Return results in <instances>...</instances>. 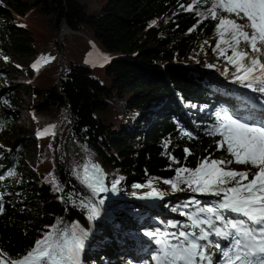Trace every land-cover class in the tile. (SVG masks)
Returning <instances> with one entry per match:
<instances>
[{"label": "trees", "instance_id": "16d2710c", "mask_svg": "<svg viewBox=\"0 0 264 264\" xmlns=\"http://www.w3.org/2000/svg\"><path fill=\"white\" fill-rule=\"evenodd\" d=\"M95 2L98 7L91 9L80 0H0V39L2 35L7 39L3 47L0 40L1 49L32 58L43 47L47 50L37 66V81L26 91L32 96V111H59L52 142L39 139L37 179L25 173L28 145L36 143L30 137L8 151L0 150V175H5L0 181V192L5 193L0 251L9 259L21 258L46 233L62 231L69 244L83 239V264H120L116 258L133 245V233L142 219L123 212L130 202L102 198L75 174V166L89 155L109 174L128 180L136 176L176 180L178 167L195 169L205 157H231L217 144L223 138L209 132L217 123V112L235 114L237 103L232 99L239 92L228 86L229 81L216 80L214 63L207 66V74L185 65L200 44L213 37L214 62L235 71L215 48L216 22L198 24L199 16L180 8L189 0ZM207 7L201 6L200 11ZM19 17L25 22H19ZM63 23L71 32L60 40L48 27L59 31ZM83 34L109 58L104 82L92 74L91 46ZM231 54L228 49L227 55ZM5 76L0 71V80ZM238 85L262 100L264 93ZM10 87L0 86V125L15 131L21 128L10 107H18L19 98ZM151 102H160L152 110L151 125L146 130L133 127ZM187 132L192 133L191 139ZM8 171L21 174V182L8 177ZM53 176L62 191L54 190ZM89 203L100 210L95 219L90 218Z\"/></svg>", "mask_w": 264, "mask_h": 264}, {"label": "snow or ice", "instance_id": "6c2138e0", "mask_svg": "<svg viewBox=\"0 0 264 264\" xmlns=\"http://www.w3.org/2000/svg\"><path fill=\"white\" fill-rule=\"evenodd\" d=\"M203 5L208 7L200 11ZM180 8L199 16L198 24L205 20L216 22L214 28L219 42L215 48L235 67L236 82L264 93V0H189L187 6L181 4ZM152 23L155 24V21ZM242 43L246 46L244 49L240 48ZM221 44L225 47L222 48ZM228 49L232 50L231 55H227ZM4 59L7 60V57ZM216 117L217 123L209 134H219L223 138L217 144L231 154V158L205 157L195 169L178 167L175 169L176 180H164V183L170 184L173 192L184 191L180 184H186L193 193L210 194L219 199L198 207L195 213H182L189 216L190 225H182L180 221L170 222L171 227L178 230L165 233L163 239L155 241L159 247L151 256L154 264H264V121L245 122L230 115L227 110L217 112ZM0 130H3V125H0ZM184 134L192 138L191 132ZM185 152L191 155L187 148ZM171 159L176 164L181 163L175 157ZM232 164L245 168H229L228 165ZM92 167L100 171L96 165ZM87 170L86 166L85 172ZM15 175L14 171L7 172L8 177ZM4 180L5 175H0V181ZM50 182L55 191H62L54 176ZM118 183L113 182V191ZM89 187L93 192L107 191L102 178L90 183ZM134 187L141 188L143 185ZM166 194L153 188L151 193L145 195L163 197ZM4 196L5 193L0 192V214L4 213ZM191 203L201 204L195 197ZM100 204H103V200ZM87 207L90 218L95 219L100 215L95 204L89 203ZM230 214H236L238 218H232ZM218 222L222 226H218ZM189 227L193 230H186ZM86 235L83 233V236ZM146 235L151 238L157 233L148 231ZM213 237L227 240V246ZM82 248V238L69 244L54 240L53 233L49 232L35 241L19 259H9L7 253L0 251V264H79ZM217 253L220 259L214 261Z\"/></svg>", "mask_w": 264, "mask_h": 264}, {"label": "rangeland", "instance_id": "374dc122", "mask_svg": "<svg viewBox=\"0 0 264 264\" xmlns=\"http://www.w3.org/2000/svg\"><path fill=\"white\" fill-rule=\"evenodd\" d=\"M80 1L83 4H88L89 8H91V9L98 7L95 0H80ZM225 15H227V13H225ZM18 21L21 23L25 22L24 19H22L21 17H19ZM12 22L14 23L13 19L10 20L11 24H12ZM63 26H67L66 23H63L60 26L59 31L54 30L51 26L48 27V30L50 33L53 34V36H58L60 38V40H62L65 33L71 32L68 28L64 29ZM83 36H85V39L87 40V42L91 46V49L89 51V57H90L91 65L93 68L92 74L104 82L105 66L108 63L109 58L106 57V55H104L99 49H97V47L95 46L93 41L91 39H89L88 36H86L84 34H83ZM92 36H93V34H92ZM0 40L2 43V47L6 46L7 39L4 35H2ZM212 41H213V37H209L206 40H204L200 44L198 49L196 50L192 59L187 62V65L195 67L200 72L207 74L208 73L207 66H209V64H211V63H214L215 64V65H213V68H215L214 73H216L218 75L217 76L218 79H216L218 82L221 83L223 80H226V81H229L228 86L233 85V88L239 87L238 82H236V80L234 79L235 71L233 70V68L231 66L223 64V63L218 64V63L214 62V53H213V50L211 47ZM245 47L246 46L244 44L241 45V49H244ZM46 51H47L46 47H43L40 50L39 56L36 58H32L31 56L18 57L17 54L13 50H11L7 47L5 49H1V47H0V71L6 72V76L2 77V79L0 80V86L6 87L10 84V86H11L10 88L13 89V91L18 96V98H19V102L17 103L18 107H10V111H12V113H14V114L17 113L16 123H17L19 129L21 128L20 130H15V131H8L5 129L0 130V145H3V148H0V150H6V151L10 150L11 145H15L16 143H18L23 138H27V137L29 138L30 137L33 141H35L36 143H34V144L31 143L28 145L29 156L24 162L25 167H26L25 173L30 174L33 179H37V175H38L37 166L39 165V161H38L39 139H41V138L46 139L49 144L52 142V139H53V134H52L53 127L52 126H54L55 122L58 119L57 117L59 115V111L57 109H52L48 112L39 113V114L32 111V109H31L32 96L26 92L27 90H29L30 86L35 84V82L37 81V80H35V76L38 74L37 66H39L40 63L42 61H44V59H42V58H43L44 54L46 53ZM4 57H7V60H5ZM105 58H107V62H105ZM34 64H36V67H33ZM243 90L248 91L247 89H243ZM261 96L263 99L260 100L261 101L260 104H264V94H261ZM226 99H229V98L226 97ZM249 99H251V98L249 97ZM252 101H254V100H252ZM252 101H250V102H252ZM250 102H249V104H250ZM254 102H256V101H254ZM244 103L247 106H249V104L247 102H244ZM159 106H160V102L159 103L151 102L150 104H148L147 107L141 113V115L139 117V122L132 124V126L133 127H139L143 130L145 128L149 127L153 121L152 110H156ZM150 109H151V111L149 112L148 110H150ZM38 133H44V134L38 135ZM145 142H146V140L142 139V143H145ZM138 149L143 150V148H138ZM140 155H141V153L139 154V156ZM229 158H231V157H229ZM88 159L91 160V158H89V157L82 159L75 166L74 172L89 187V184L91 183V180L93 179L94 175L89 176L87 178V177H83L81 174L82 173L81 172L82 171L81 166ZM96 161H98V159H96ZM98 163H100V162L98 161ZM102 167H103V165L101 166V170H103V168H104V167L103 168ZM228 167L236 169V170H243L245 168V166L238 165V164L228 165ZM99 173H101L99 178H102L103 186L107 189V191L95 192V193L97 195H104L101 197L105 198V199L108 198V200L109 199L117 200V201H119V203H122L124 201L130 202L131 204L129 205V207L123 209V212L125 211V213H127L130 216H133L135 218L140 217V216H138L139 215L138 211L140 209H139L138 205H136V207H135V203H133L132 200L134 202H137V201H135L137 198H141L143 200H149L150 198L154 197V195L143 196L144 194H142V192L151 193L153 188H156L162 192H166L168 195L173 194L176 197H178L180 195L181 196L184 195L185 197L189 196V198L195 197L196 200L201 202L200 205H196L197 208L202 207L206 204H209V201L213 202V201H216L219 199L218 197H216L214 195H210V194L193 193L188 189V186L186 184H180V187L185 189L184 191L173 192L171 185L165 184L164 180H160V179H154V180L149 179V180H147V179L141 178L139 176H136V177L128 180L125 177H118L115 174H112V173L109 174L108 172H106V176L101 171H99ZM21 176L22 175L19 173L14 176V180L16 181V183L21 182V180H22ZM121 178H123V179H121ZM109 180H111L112 183ZM114 181H119V183L116 186L118 189H120L122 191L119 194L111 193L109 191L111 184H113ZM150 183H151V187H149ZM137 184L143 185V187H141V188L134 187V185H137ZM105 196L106 197L108 196V197L106 198ZM202 199H204V200H202ZM142 210L145 213L144 217H148L149 213H146V211H149V210L146 208V206L143 207ZM110 220L111 219H109V221ZM137 230H138L137 232L133 233V236H134L133 240L135 238V240L133 242H135V244H140L143 241V240L139 239L141 236H143L142 233H145L148 231L145 230V232H143L140 230V227ZM155 232H157V230ZM101 234L105 235L104 232H102ZM137 236L138 237L140 236V237L138 238ZM53 239L59 240L61 242H65L68 240L66 235L62 231L56 232L53 235ZM95 244H96L95 241H92V243H91L92 247ZM120 253H123V256L116 258V259H118L120 264H154V262L151 261V258H149V261L146 262V256L140 257L139 260H136L133 256L129 257V255L131 253H134L132 251H124V252H120ZM83 257H84V255H83ZM84 259H85V257H84ZM84 259L82 258V260H84ZM116 259L113 262H115ZM82 260H81V264H83V262H84ZM84 264H94V263H92V262L86 263L85 262ZM104 264H106V262Z\"/></svg>", "mask_w": 264, "mask_h": 264}, {"label": "bare ground", "instance_id": "6f19581e", "mask_svg": "<svg viewBox=\"0 0 264 264\" xmlns=\"http://www.w3.org/2000/svg\"><path fill=\"white\" fill-rule=\"evenodd\" d=\"M65 27L67 28V26H65ZM242 89H244V88H242ZM248 91L250 94H253V92L251 90H248ZM243 98H245V97H243ZM252 102H250V104H249L251 108L264 110V104H257L254 101H252ZM244 106L247 109H249V106H247L245 103H244ZM246 115L249 116L248 111H246ZM92 165H96V167L101 172H103L105 174V176H106V171H105V168H103V167H102L103 170H101L102 165L100 163L95 162L92 159L91 160L88 159L86 162H84L82 164V166H81L82 167V171H81L82 176L88 178L89 176L94 175L93 179L91 180V183H95L96 179L99 178L101 173L97 172L96 169H94L92 167ZM86 166L88 169L87 172H85ZM109 181L111 182V180H109ZM109 191L111 193H116V194H119L120 192H122L117 187H116V190L113 191L112 190V184H111ZM145 193L146 192H142V194H144L143 196H145ZM191 200H192V198H189V196L185 197L184 195H182V196L180 195V196L176 197L173 194L172 195L167 194V195H164L163 197L154 196V197L150 198L149 200H143L141 198H137L135 200L137 202H134L132 200V202L135 203V207H136V205H138L139 209H140V211H138L139 212L138 216H140L139 218H142V220H141V225L140 226L137 225L138 227H140V230L145 232V230L156 231V230L161 229L162 231L156 232L157 235L155 237H151V238L146 235L147 232L142 233L143 236H141V237L139 236L140 238L137 236L139 239L143 240L142 242L141 241L140 242L145 246V249L143 252L137 251V252L131 253L129 255V257L133 256L136 260H139L140 257H145V256H146V259L151 258L150 254L151 253H152V255L155 254L156 249L158 248L155 241L157 239H163L165 233H172V232H176L178 230L177 228L171 227L170 222L180 221L182 225H184V224L190 225L191 220H190L189 216L183 215L182 213H195L196 212L197 206H196V204L191 203ZM202 200H204V199H202ZM209 203H211V201H209ZM185 205H187V206H185ZM145 206L149 210V211H146V213H149L148 217H144L145 213L142 210L143 207H145ZM200 215L203 216L204 214H200ZM230 215L235 217V218H238V217H236V214H230ZM186 230L192 231L193 229H191L189 227ZM169 239H170V237H169ZM82 258H83V256L81 257V260H82Z\"/></svg>", "mask_w": 264, "mask_h": 264}, {"label": "water", "instance_id": "95a60500", "mask_svg": "<svg viewBox=\"0 0 264 264\" xmlns=\"http://www.w3.org/2000/svg\"><path fill=\"white\" fill-rule=\"evenodd\" d=\"M68 29H69V28H68ZM69 30L71 31V29H69ZM185 65H187V64H185ZM88 157L91 158L92 160H94L95 162L98 163V161H96V159H95L93 156L89 155Z\"/></svg>", "mask_w": 264, "mask_h": 264}]
</instances>
